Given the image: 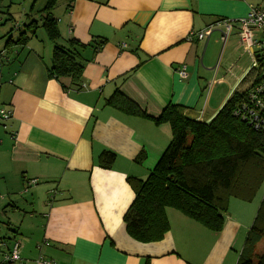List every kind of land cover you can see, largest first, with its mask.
<instances>
[{
	"label": "crops",
	"instance_id": "crops-1",
	"mask_svg": "<svg viewBox=\"0 0 264 264\" xmlns=\"http://www.w3.org/2000/svg\"><path fill=\"white\" fill-rule=\"evenodd\" d=\"M43 4L28 1L25 15ZM249 6L264 0H60L57 43L83 45L75 47L80 85L50 77L54 43L46 32L16 45L12 29L0 28V105L12 115L0 120V208L11 209L6 227L21 245L13 264H238L264 254V240L253 253L245 247L263 191L251 203L232 199L219 233L167 209L170 229L160 241L131 237L128 178L147 180L172 131L107 106L120 92L150 117L172 104L210 123L242 90L252 59L235 30L226 42L223 29L188 38L218 20L244 18ZM257 37L264 41V33ZM104 152L115 156L108 170L100 166Z\"/></svg>",
	"mask_w": 264,
	"mask_h": 264
},
{
	"label": "trees",
	"instance_id": "trees-1",
	"mask_svg": "<svg viewBox=\"0 0 264 264\" xmlns=\"http://www.w3.org/2000/svg\"><path fill=\"white\" fill-rule=\"evenodd\" d=\"M3 1L0 0V5ZM37 1L34 0V5ZM59 1L46 0L42 10V27L54 43L49 75L80 85L84 66L75 47L83 45L74 40L67 47L57 43L60 31L53 11ZM32 23L36 29L38 24ZM28 39L22 34L15 44L26 45ZM105 43L99 41L97 50ZM259 61L261 67L248 73L242 90L233 94L210 123L193 120L186 115L185 108L172 104L159 117H150L120 92L107 100V106L129 116L149 118L157 126L169 124L172 131L170 144L147 180L128 178L135 199L124 216V223L135 240L160 241L170 229L167 209L177 210L219 233L224 228V217L232 199L251 203L260 191L264 192V133L253 130L233 114L245 93L264 79V58ZM114 161L115 156L110 152L100 156L103 169L112 168ZM262 240L264 196L245 243L248 252L253 253ZM238 264H264V254L255 259L242 258Z\"/></svg>",
	"mask_w": 264,
	"mask_h": 264
},
{
	"label": "built area",
	"instance_id": "built-area-1",
	"mask_svg": "<svg viewBox=\"0 0 264 264\" xmlns=\"http://www.w3.org/2000/svg\"><path fill=\"white\" fill-rule=\"evenodd\" d=\"M220 29L224 30L222 35L224 42L235 30L244 52L251 56L252 68L259 69L261 67L259 59L264 58V41H261L257 36L260 33H264V6H249L247 15L244 18L239 20H218L214 24L209 25L204 31L191 34L188 40L191 41L193 37L202 40ZM257 51L260 54L259 56ZM178 75L181 78H186L185 68L180 69ZM233 114L253 130L264 133V79L245 93ZM11 116V112L0 108L1 121L6 122L11 119ZM35 182L34 180L33 183ZM0 244L2 247L5 246L3 243ZM20 250V243L15 242L10 251L0 255V264H12L21 261ZM40 262L51 264V262L43 258H40Z\"/></svg>",
	"mask_w": 264,
	"mask_h": 264
},
{
	"label": "rangeland",
	"instance_id": "rangeland-1",
	"mask_svg": "<svg viewBox=\"0 0 264 264\" xmlns=\"http://www.w3.org/2000/svg\"><path fill=\"white\" fill-rule=\"evenodd\" d=\"M28 1L30 0H4L0 5V17L4 18L3 22L0 23V28L5 26V24H7L8 30L12 29L11 31H9L8 35L13 34L15 40H17L18 37L20 39V36L22 34L31 36L37 30L38 32L40 30H43L45 32L43 27H39L35 29L34 26H31L29 23L33 24L32 22L37 23L38 21L40 23V21H43L42 10L46 6V0H44V4L39 9H37V10H41V12L39 13L36 10H30L27 13L30 16H27V14L25 15L24 12L25 7L28 5ZM33 4H34V0H31V6H33ZM29 17L35 18L37 20L32 21V19H28ZM16 25L19 27L21 26V29L20 30H18V28L15 29ZM0 108H4V107L0 105ZM190 142H191V136L189 137V143ZM7 210H11V209H9L6 205H4V208L3 207L0 208V242L5 244L4 247H2L0 244V248H1L0 255H2V253H7L8 251L7 249L12 248L15 241L13 238L14 235L6 227V224L8 223L6 217Z\"/></svg>",
	"mask_w": 264,
	"mask_h": 264
}]
</instances>
